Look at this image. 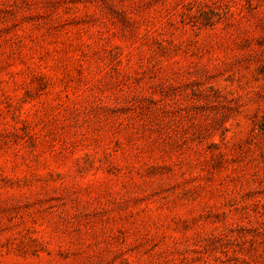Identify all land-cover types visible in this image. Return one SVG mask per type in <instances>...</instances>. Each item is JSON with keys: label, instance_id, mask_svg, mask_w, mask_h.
I'll list each match as a JSON object with an SVG mask.
<instances>
[{"label": "rangeland", "instance_id": "374dc122", "mask_svg": "<svg viewBox=\"0 0 264 264\" xmlns=\"http://www.w3.org/2000/svg\"><path fill=\"white\" fill-rule=\"evenodd\" d=\"M0 264H264V0H0Z\"/></svg>", "mask_w": 264, "mask_h": 264}]
</instances>
